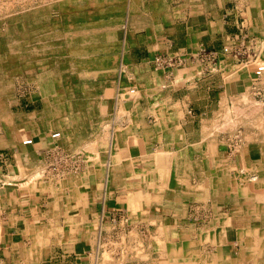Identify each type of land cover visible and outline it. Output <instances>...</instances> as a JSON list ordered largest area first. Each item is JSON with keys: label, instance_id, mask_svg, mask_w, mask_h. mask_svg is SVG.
I'll use <instances>...</instances> for the list:
<instances>
[{"label": "crops", "instance_id": "0c3cea01", "mask_svg": "<svg viewBox=\"0 0 264 264\" xmlns=\"http://www.w3.org/2000/svg\"><path fill=\"white\" fill-rule=\"evenodd\" d=\"M131 1L122 41L101 50L98 86L66 90L103 92L113 105L107 126L105 114L76 124L102 121L103 129L76 170L60 164L76 172L72 178L23 182L70 154L64 137H53L59 101L47 108L39 91L29 108L0 114V264H25L31 253L42 257L27 264H56L60 256L63 264H264V115L249 91L256 66L228 68L227 55L212 74L152 64L157 54L263 39L264 0ZM81 128L67 148L88 144L91 134ZM105 253L118 259L104 261Z\"/></svg>", "mask_w": 264, "mask_h": 264}, {"label": "rangeland", "instance_id": "374dc122", "mask_svg": "<svg viewBox=\"0 0 264 264\" xmlns=\"http://www.w3.org/2000/svg\"><path fill=\"white\" fill-rule=\"evenodd\" d=\"M130 1L131 0H0L1 116L4 117V108H10L11 106L14 110L17 108L19 110L29 108L30 106H26L25 104L28 103V105H31L32 103H37L36 100H34L35 95H37L39 91H45L44 99L47 103L46 107L48 108L49 104L55 105V103L59 101L60 114L67 116V120L73 125L71 126L73 129H70L71 135L66 134L60 126L58 130H56L61 134L60 137H64L67 142H65V146L63 145V147L68 149V153L75 159H79V154L90 155V151H94L97 147V143L94 142V140L97 139L95 130L97 127L99 128V126L100 129H103V126H101L102 121H99V126L96 124V126L94 125L93 127L90 125L82 127L91 134L90 137L87 138L89 140L88 144H86L84 137L80 139L82 142L84 140L82 143L84 145H81L79 142L77 145L78 147L81 145V148H77L76 146L74 149H69L66 146L70 143L75 144V140L81 135V133L79 134L78 132V129L81 127L80 125H76L77 123L85 119L89 121L96 119V117L99 118L101 114H105V122L103 121L105 126H107L106 124L108 122H111L112 109L110 108H112L113 105L111 104L112 106L107 108V104L105 103L107 100L104 99V102L100 98L102 96L106 97L107 95L109 97V94H103V92L101 94L87 95L82 93L68 94L66 90H68L67 88H76L78 92V90L82 89L79 84H85L86 82L89 83V85L84 88L87 87L91 89L98 86L100 78L96 77V69L100 66L99 62L102 58L101 56H107L102 54L103 52H101V50L112 42V38H116L119 42L122 41L127 23V8ZM49 26V30L46 31ZM42 31L45 32L41 34ZM253 41L252 44L248 42H245L247 45L238 44V51H241L242 58L246 57L248 54L255 55L254 59L250 60L248 65L253 64L256 66L257 63L264 64V38L258 41L254 39ZM230 46L234 45H228L227 47ZM252 55L251 58H253ZM223 56H226V54ZM223 56L218 66L215 68V71L221 70L226 64L229 65L228 68L242 70L241 67H243V65L239 64L237 58L233 59V56L228 54V59L225 64V62H223ZM230 61L234 63V66L230 65ZM48 64H51V66L49 65L48 68L45 67ZM89 68H93L94 70L91 73L86 72V69ZM62 72L72 73L73 76L69 78ZM44 73H46V76L41 75ZM105 84L106 80L104 85ZM47 85H50V87ZM105 87L106 86H104V88ZM249 91H251L250 101H252L255 107L263 111L264 115L263 105L255 97L253 87L252 89L250 88ZM18 98L24 99V108H22V105L17 101ZM98 98L99 101L105 103L104 108L103 110L97 109L94 111L92 107L95 105V102L98 101ZM53 99H55L56 102H53ZM108 99L111 101L113 100L111 98ZM41 106L40 104L39 108H41ZM254 111L255 109L253 113ZM64 113L66 114L64 115ZM62 115L61 118H63ZM61 122L63 123L64 121L60 119L59 125H61ZM67 124L69 126L68 122ZM97 134L100 135L101 133L98 132ZM110 135L109 133L104 135L106 136L103 141L104 145H108L109 140L107 138L110 137ZM92 159L93 158L89 157L88 161ZM49 166L50 165H43L42 167L31 170L27 176L28 178H25L23 182L27 184L34 182L40 186L45 185V181L61 183L72 178L76 173L69 172L62 173L61 175V173L49 170ZM6 181L16 182V177L14 176V178L6 179ZM125 218L126 217L123 216V219ZM116 245H118V243H116ZM32 256L34 258L42 257L41 254H28L26 255L25 264H27V260ZM114 256L116 255L105 253L102 254V259L104 261L111 260L114 262L118 259L116 257L114 258ZM125 258L126 255H123L120 259ZM120 259L119 262H123L120 261ZM57 260L56 264L64 263L61 256L58 257Z\"/></svg>", "mask_w": 264, "mask_h": 264}, {"label": "built area", "instance_id": "2783aa9c", "mask_svg": "<svg viewBox=\"0 0 264 264\" xmlns=\"http://www.w3.org/2000/svg\"><path fill=\"white\" fill-rule=\"evenodd\" d=\"M254 42V41H253ZM225 53H230L233 57L238 59L239 64H246L249 63L250 60L254 59V54H248L246 57L242 58L241 51H238L237 45L234 46H224L222 51L212 50V49H202L198 53H184L181 51L171 52V53H162L157 54L155 56L154 61L152 62L153 67L155 70H177L187 68L189 66L198 65L201 67V71L205 74H212L216 70L215 68L220 63V59ZM251 55L253 58H251ZM256 59V57H255ZM256 74L260 76H264V64L259 65L258 69L256 70ZM253 90L255 97L258 101L263 104L264 110V84L263 85H256L253 84ZM133 91V90H132ZM60 134L59 132L54 133L53 137H58ZM25 144L32 143V138L25 139ZM79 159L73 158V156L69 155H58L56 162L50 164L49 170H53L57 173H67L68 169L61 168L62 164L71 165V170H76L79 166L78 164ZM61 164V165H60ZM62 169L64 172L58 171ZM127 218L124 219L126 221Z\"/></svg>", "mask_w": 264, "mask_h": 264}, {"label": "bare ground", "instance_id": "6f19581e", "mask_svg": "<svg viewBox=\"0 0 264 264\" xmlns=\"http://www.w3.org/2000/svg\"><path fill=\"white\" fill-rule=\"evenodd\" d=\"M49 28H50V26L47 28V30L46 31H48L49 30ZM43 32H45V31H42L41 32V34L43 33ZM47 33V32H46ZM45 33V34H46ZM92 33V32H91ZM40 34V35H41ZM51 34V33H50ZM48 38H49V35H48ZM43 40V39H42ZM47 40V39H46ZM41 41V40H40ZM42 42V41H41ZM264 46V45H263ZM49 48V47H48ZM89 51V50H88ZM226 55H232V54H230V53H225ZM233 56V55H232ZM102 57V56H101ZM109 58V57H108ZM235 58V57H234ZM46 60V59H45ZM51 61V60H50ZM101 61V60H100ZM96 63V62H95ZM100 63V62H99ZM249 63H246V64H240V65H243V67H245V66H247ZM49 65L51 66V64H48V65H43V66H45V67H49ZM259 65H262V63H257V65H256V69H255V76H254V83H256V85H263L264 84V76L262 77V76H258L257 74H256V70L258 69V66ZM76 66V65H75ZM94 66V65H93ZM44 67V68H45ZM53 69V68H52ZM90 69V68H89ZM81 71V70H80ZM91 73V72H90ZM40 74V73H39ZM52 74V73H51ZM41 75H44V76H46V73H44V74H41ZM40 76V75H39ZM53 77V76H52ZM60 77V76H59ZM44 79V78H43ZM48 81V80H47ZM46 81V82H47ZM60 85V84H59ZM132 91V90H131ZM134 91V90H133ZM132 91V92H133ZM128 92H129V90H128ZM135 92H137V91H135ZM133 94V93H132ZM132 96V95H131ZM122 97V96H121ZM243 98V97H242ZM245 98V97H244ZM247 100V99H246ZM245 100V101H246ZM260 102V101H259ZM258 102V103H259ZM261 103V102H260ZM64 104V103H63ZM262 104V103H261ZM259 105V104H258ZM263 105V104H262ZM257 108V107H256ZM235 109V108H234ZM258 109V108H257ZM236 110V109H235ZM237 111H240V110H237ZM244 112V111H243ZM59 113H60V110H59ZM66 113H64V115H65ZM242 114V113H241ZM248 114V113H247ZM246 114V115H247ZM237 115V114H236ZM239 115V114H238ZM243 115H245L244 113H243ZM5 116V115H4ZM117 117V116H116ZM66 118V119H65ZM68 118H67V116H63V118H62V120L64 121L63 123L61 122V125H59L60 126V128L66 133V134H68V135H71V130L73 129V128H71V126H73L71 123H70V121L69 120H67ZM230 119V118H229ZM232 120V119H231ZM15 121V120H14ZM67 122L69 123V126H68V124H67ZM235 122V121H234ZM233 123V122H232ZM229 124V123H228ZM233 125V124H232ZM121 126V125H120ZM71 129V130H70ZM70 130V131H69ZM60 134V133H59ZM61 136V134L58 136V137H60ZM68 138V137H67ZM111 141V140H110ZM111 144V143H110ZM88 146V145H87ZM80 151V150H79ZM98 156V155H97ZM21 174V173H20ZM16 176V175H15ZM29 177H31V176H29ZM11 178H14V177H11ZM28 178V177H27ZM32 178V177H31ZM79 187V186H78ZM100 232V231H99Z\"/></svg>", "mask_w": 264, "mask_h": 264}]
</instances>
